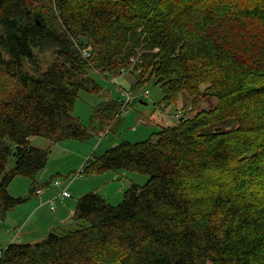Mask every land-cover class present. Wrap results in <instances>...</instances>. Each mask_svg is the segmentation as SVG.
I'll return each instance as SVG.
<instances>
[{
    "label": "trees",
    "instance_id": "obj_1",
    "mask_svg": "<svg viewBox=\"0 0 264 264\" xmlns=\"http://www.w3.org/2000/svg\"><path fill=\"white\" fill-rule=\"evenodd\" d=\"M139 54L135 94L154 82L165 105L185 90L218 104L87 159L86 176L123 168L150 178L118 204L81 195L73 219L88 226L11 243L0 264H264V0H0L1 215L25 200L10 193L13 179L49 161L31 137L113 129L125 100L95 106L90 129L74 115L77 98L104 91L92 71L120 76ZM228 117L239 126L200 133Z\"/></svg>",
    "mask_w": 264,
    "mask_h": 264
},
{
    "label": "rangeland",
    "instance_id": "obj_2",
    "mask_svg": "<svg viewBox=\"0 0 264 264\" xmlns=\"http://www.w3.org/2000/svg\"><path fill=\"white\" fill-rule=\"evenodd\" d=\"M54 57L53 50L38 54V61L43 67L41 71L48 69V66L51 64L50 61ZM28 66L31 70H34L30 64ZM91 75L100 83L104 91L101 93L80 91L74 110V115L80 116L84 124L90 129L93 128L92 116L94 115V107L109 99L120 98L124 100L125 95L122 94L119 87L121 86L122 90L130 91L131 85L138 79L136 72H125L123 75L117 77V85H115L111 82L113 75H105L94 71L91 72ZM146 91H148L147 94ZM136 95L137 97L127 105L117 122L112 125L113 129L106 128L107 135H102L101 133L100 135H94L95 132H92V136L86 140L65 139L58 143H54L42 136L30 138V143L34 146L49 150V161L35 176L17 175L10 184V193L15 197L25 200L17 204L6 214L1 215L0 212V246H6L9 243L8 239H6L10 235L7 232L9 230L8 227L16 223L17 220H21L20 216L25 214L24 210L34 198L33 194L36 186L44 187L45 190L49 188L56 189L57 187L59 188V191L56 193L57 195L64 187L55 185L54 180L62 181V184H67L68 182L72 185L70 188L74 193L69 189L72 196H74L71 199L72 205L76 204L81 195L94 191L104 196L108 202L118 204L122 201L124 197L123 192L126 189L135 184H146L149 181L150 175L121 168V170H108L105 173L94 174V177L86 176L83 173L79 178H74L77 172L80 171V168L85 165L87 159H93L94 155L100 156L106 149L120 144L122 140H130L132 142L147 140L153 133L159 132L163 127L175 124L179 119L177 113L180 111L182 112L181 116L193 117L200 113V111L214 109L218 104L216 96H200L196 98L185 90L179 93L177 100L172 105H165L162 98V88L154 82L144 84V87ZM238 126L239 122L237 118L228 117L214 121L212 124L203 125L200 128V133L228 131ZM16 163V156L11 154L7 170L15 167ZM57 205L58 202L56 203V207ZM68 224L69 228L65 230L57 227V232L65 233L69 230L81 229L89 225L86 220H77L76 218L69 220ZM27 226L23 236L21 235V240L25 242L34 239L33 227L36 229L46 227V220L41 225L30 221ZM45 232H42L37 237L44 236ZM207 264H213V262L208 261Z\"/></svg>",
    "mask_w": 264,
    "mask_h": 264
},
{
    "label": "crops",
    "instance_id": "obj_3",
    "mask_svg": "<svg viewBox=\"0 0 264 264\" xmlns=\"http://www.w3.org/2000/svg\"><path fill=\"white\" fill-rule=\"evenodd\" d=\"M91 177H94V176H91ZM67 186H69V189L71 190L70 186L72 185L69 184L68 182L67 184L62 185V187H67ZM36 187H39V186H36ZM58 191H59V188L57 187L56 189L49 188L46 190L44 195H42L41 197H37V198H36V195L33 194L34 198L32 199L31 203L28 204L27 208L24 210L25 214L20 216L21 220L16 219L17 222L9 226L8 229L11 227H16V226L22 227L21 235L23 236V233L28 227L27 225L30 221L33 222L34 224L41 225L46 220V227H41V229H36L33 227V232H34L35 237L34 239H32V241H28V242H37V241H42V239L49 232L58 231L56 229L57 227H60L61 230H65L69 228V224H68L69 220L73 219L74 212H75L74 206H73L75 204L72 205V201H71V199L74 198V196H72V194H71L72 197L67 196V198L64 199V202H62L59 198H56V203L58 202V205L55 208V210L52 211L50 207V201L54 199ZM11 219H14V218H11ZM42 232H45L44 236L37 237ZM10 237H11L10 235L6 237V239H8L7 240L8 242H9Z\"/></svg>",
    "mask_w": 264,
    "mask_h": 264
},
{
    "label": "built area",
    "instance_id": "obj_4",
    "mask_svg": "<svg viewBox=\"0 0 264 264\" xmlns=\"http://www.w3.org/2000/svg\"><path fill=\"white\" fill-rule=\"evenodd\" d=\"M82 54L85 58L89 59V57L91 56V51L90 49H86V48H83L82 49ZM140 54L138 56H131V62H132V66L130 67V69H126L124 70L123 72H130L132 69H137L138 72H142L143 68L141 66H139V63L141 62V59L139 58ZM123 75V74H122ZM117 77H119V75H113L112 79H111V82L115 85H117ZM119 90L122 92V94L125 95V103L126 105L127 104H130L132 100H134V98L137 97V95L133 92V90L131 89L130 91L129 90H122L121 89V86L119 87ZM148 93V91H146V94ZM181 111L177 114V116H181ZM102 135H106V131L104 132H101ZM83 166L80 168V171L77 172L76 176L74 178H79L82 174H83ZM54 184L57 185V186H62V181H59V180H54ZM46 192L45 188L44 187H37L34 191V194L36 196H39L41 197L42 195H44ZM67 196H71V193L69 191V186L67 187H64L55 197L54 199H52L50 201V207H51V210L54 211L55 208H56V197L57 198H60L62 202H64V199L67 198ZM8 232L10 233V239H9V244L11 243H15V242H18V241H22L21 239V232H22V227H11L9 228ZM7 244L6 246L4 245H1L0 246V257H2V253L4 252V250L7 248V246L9 245Z\"/></svg>",
    "mask_w": 264,
    "mask_h": 264
},
{
    "label": "water",
    "instance_id": "obj_5",
    "mask_svg": "<svg viewBox=\"0 0 264 264\" xmlns=\"http://www.w3.org/2000/svg\"><path fill=\"white\" fill-rule=\"evenodd\" d=\"M143 102V101H142Z\"/></svg>",
    "mask_w": 264,
    "mask_h": 264
}]
</instances>
